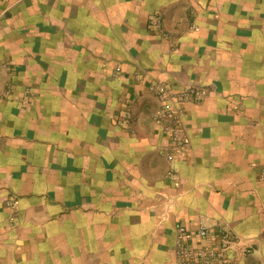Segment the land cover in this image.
<instances>
[{"label": "crops", "instance_id": "crops-1", "mask_svg": "<svg viewBox=\"0 0 264 264\" xmlns=\"http://www.w3.org/2000/svg\"><path fill=\"white\" fill-rule=\"evenodd\" d=\"M179 225L264 264V0H0V264H176Z\"/></svg>", "mask_w": 264, "mask_h": 264}, {"label": "built area", "instance_id": "built-area-1", "mask_svg": "<svg viewBox=\"0 0 264 264\" xmlns=\"http://www.w3.org/2000/svg\"><path fill=\"white\" fill-rule=\"evenodd\" d=\"M156 25L158 27V32L161 34L162 37L168 38L165 33H163L160 29V24L157 20H152L151 25ZM169 39V38H168ZM174 44V41H171V45ZM151 90L156 93L159 97L163 99H170L173 98L174 94L171 92L170 87L166 83H156L151 82L150 83ZM183 95L180 98H200V95H198L199 91L194 86H185L183 88ZM163 115L160 114L159 118H161ZM172 155H168L169 161L172 160ZM196 233L198 237L202 241H209L210 240V226H204L199 227L196 230ZM217 235L219 237V245L222 247L223 244L228 243V238H230V234L225 229H218ZM193 232L192 230L188 229L185 225H179L177 229V235H176V245L175 250L177 252L176 254V264H213L212 259L214 257L212 248L209 249L208 245H203L201 248H194L191 245ZM215 241V240H213ZM215 244L216 241H215Z\"/></svg>", "mask_w": 264, "mask_h": 264}]
</instances>
